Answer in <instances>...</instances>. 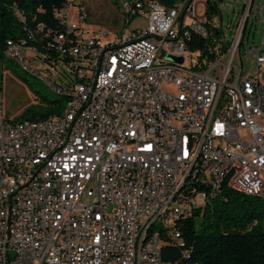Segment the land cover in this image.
I'll return each mask as SVG.
<instances>
[{
	"label": "built area",
	"instance_id": "obj_1",
	"mask_svg": "<svg viewBox=\"0 0 264 264\" xmlns=\"http://www.w3.org/2000/svg\"><path fill=\"white\" fill-rule=\"evenodd\" d=\"M251 1L229 49L204 64L187 40L206 36V0H120L145 25L102 36L79 5L75 20L69 0L55 11L65 32L47 45L68 80L47 83L63 109L7 119L0 96V264H176L162 246L183 244L180 219L223 183L264 199V2L247 51L257 73L239 78ZM23 44L8 40L5 55L22 63Z\"/></svg>",
	"mask_w": 264,
	"mask_h": 264
},
{
	"label": "trees",
	"instance_id": "obj_2",
	"mask_svg": "<svg viewBox=\"0 0 264 264\" xmlns=\"http://www.w3.org/2000/svg\"><path fill=\"white\" fill-rule=\"evenodd\" d=\"M118 5L119 0H113ZM149 1V0H141ZM167 8L180 0H157ZM222 0H206L203 26L206 36L191 33L187 40L189 51L198 52L199 63L213 62L225 53L231 44L232 34H226L222 25L214 26V18L222 21ZM67 0H0V91L2 89V64L7 57V41L13 40L23 47H33L45 55L47 62L58 63V51L48 46L54 34H62L65 27L55 17V11L63 8ZM253 0L251 1L252 7ZM250 7V10H251ZM250 12V11H249ZM135 16H124L129 24ZM247 20L244 23L239 49ZM13 59V58H11ZM58 65V64H57ZM46 101L47 107L39 110L27 106L16 120H38L60 113L67 96ZM199 216L197 223L196 217ZM264 218V199L245 194L223 183L206 203L182 217L178 223L183 244L166 243L161 257L167 263L176 264H264V231L260 219ZM188 250V255H184Z\"/></svg>",
	"mask_w": 264,
	"mask_h": 264
},
{
	"label": "rangeland",
	"instance_id": "obj_3",
	"mask_svg": "<svg viewBox=\"0 0 264 264\" xmlns=\"http://www.w3.org/2000/svg\"><path fill=\"white\" fill-rule=\"evenodd\" d=\"M248 1L222 0L220 3L222 21L220 22L218 18H214L212 24L214 26L222 25L225 33L232 34L231 37L233 38ZM260 2H264V0H253L243 34L242 45L239 49L241 61L240 79L255 77L257 73L256 57L247 53V51L256 46L258 42L260 25L254 19V15L256 6ZM69 4V13L72 20L77 17V7L74 4L79 5L85 12L88 34L102 36L103 34L122 33L125 30L143 28L146 22L143 16L137 15L130 20L129 24H126L120 7V0L118 5L113 0H69ZM205 15L206 8L202 18L204 22ZM22 53L24 55L22 63L9 58L2 64L3 80L0 96L3 99L4 116L7 119L16 120L17 116L30 105L35 106L39 110H44L48 104L43 100L44 97L48 100H53L60 96L47 81L53 85L57 84L64 87L68 80L67 67L61 61H58V65L53 62H47L44 60L45 55L33 47L22 48ZM170 59L176 63L182 62L181 56H170ZM170 59L168 58V60ZM196 59V54L190 53L187 55L185 64L187 66L194 65ZM222 71V65H218L216 73L220 75ZM33 72L41 75L42 78ZM199 219L200 217L197 216V223ZM260 229L264 231V218L260 219Z\"/></svg>",
	"mask_w": 264,
	"mask_h": 264
},
{
	"label": "water",
	"instance_id": "obj_4",
	"mask_svg": "<svg viewBox=\"0 0 264 264\" xmlns=\"http://www.w3.org/2000/svg\"><path fill=\"white\" fill-rule=\"evenodd\" d=\"M259 31H260V33H261V28H259ZM260 33H259V37H260ZM259 37H258V38H259ZM168 58L170 59V56H169ZM170 60H171V59H170Z\"/></svg>",
	"mask_w": 264,
	"mask_h": 264
}]
</instances>
